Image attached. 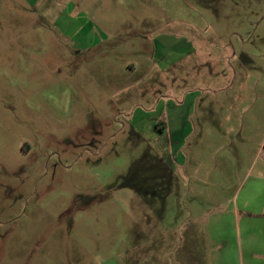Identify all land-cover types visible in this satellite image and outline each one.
I'll return each mask as SVG.
<instances>
[{
    "label": "rangeland",
    "instance_id": "rangeland-1",
    "mask_svg": "<svg viewBox=\"0 0 264 264\" xmlns=\"http://www.w3.org/2000/svg\"><path fill=\"white\" fill-rule=\"evenodd\" d=\"M0 264H264V0H0Z\"/></svg>",
    "mask_w": 264,
    "mask_h": 264
},
{
    "label": "crops",
    "instance_id": "crops-1",
    "mask_svg": "<svg viewBox=\"0 0 264 264\" xmlns=\"http://www.w3.org/2000/svg\"><path fill=\"white\" fill-rule=\"evenodd\" d=\"M245 212V211H244ZM263 212L259 213V214H262Z\"/></svg>",
    "mask_w": 264,
    "mask_h": 264
}]
</instances>
